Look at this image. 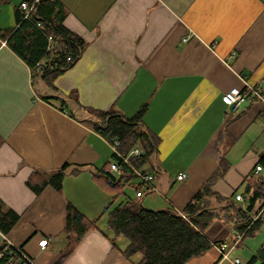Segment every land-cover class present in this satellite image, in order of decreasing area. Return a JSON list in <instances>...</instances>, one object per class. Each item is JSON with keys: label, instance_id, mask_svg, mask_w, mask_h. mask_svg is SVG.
Segmentation results:
<instances>
[{"label": "crops", "instance_id": "crops-1", "mask_svg": "<svg viewBox=\"0 0 264 264\" xmlns=\"http://www.w3.org/2000/svg\"><path fill=\"white\" fill-rule=\"evenodd\" d=\"M22 1L0 0V202L19 216L6 237L35 264H56L66 251L60 264L141 259L125 257L127 240H112L106 229L103 211L124 196L98 177L112 151L81 107L113 108L125 117L145 107L142 126L154 136L158 170L156 190L141 197L149 209L181 212L221 157L228 168L212 186L218 194H241L243 205L245 179L264 182V99L232 109L222 98L247 84L264 93V0H59L62 24L85 47L51 85L33 81L6 44ZM65 164L60 190L47 185L35 193L27 185L33 173ZM179 173L187 177L178 180ZM67 204L96 222L79 241L64 230ZM263 224L237 246L233 227L215 220L205 234L217 244L187 264L246 263L264 240ZM44 237L50 240L40 249ZM220 243H227V257Z\"/></svg>", "mask_w": 264, "mask_h": 264}, {"label": "trees", "instance_id": "trees-1", "mask_svg": "<svg viewBox=\"0 0 264 264\" xmlns=\"http://www.w3.org/2000/svg\"><path fill=\"white\" fill-rule=\"evenodd\" d=\"M26 1L29 3L32 0ZM62 14L59 0H38L29 18L23 19L22 10L17 13V27L6 40V44L29 66L33 81L40 79L51 85L58 74L76 63L85 47V42L62 24ZM37 22L40 26L36 25ZM48 35L63 42L64 46L60 51L48 50ZM68 55H71L69 62L66 60ZM51 62L52 64L56 62V66H49ZM81 108L93 116L88 115L87 120L96 131L109 142L118 140V151L122 155H128L133 148H139V155L129 156V163L135 168L151 172L155 180V174L158 173L154 160L155 139L153 134L142 126L144 106L131 117H125L113 108L107 110ZM112 160L120 159L112 153L106 169L98 177L103 180V186L113 191L115 196L123 195L124 198L103 211L106 229L112 233V240L118 237L127 240V245L122 251L125 257L141 255V259L135 264H187L190 259L203 255L217 244L209 240L205 234L215 220H221L233 227L235 234L233 240H238L237 246H241L244 238L252 236L264 223L262 178L250 176L245 179V188L242 191L245 202L243 205L236 203V193L233 194L234 197H225L212 189L214 182L221 178L228 168L222 157L217 161L211 176L200 184L197 192L181 212L172 207L163 209L145 207L141 197L153 190L143 186L134 177L133 170L128 164H122L118 175L110 173L108 169ZM260 163L264 166V153L260 156ZM67 167L65 164L45 175L33 173L26 183L35 193L47 185L60 190ZM71 171L76 172V169ZM127 187L134 192L135 197L125 193ZM137 192L141 194L137 195ZM18 217L17 213L0 202V233L4 235L8 233ZM95 228V220H88L72 205L67 204L64 230L70 234L67 236L69 240L79 241L89 230ZM236 234H240L241 237L236 239ZM9 250L12 254L4 253L0 264H5L13 256L14 249ZM64 255L56 264L61 263ZM255 263L264 264V240L245 264Z\"/></svg>", "mask_w": 264, "mask_h": 264}, {"label": "built area", "instance_id": "built-area-1", "mask_svg": "<svg viewBox=\"0 0 264 264\" xmlns=\"http://www.w3.org/2000/svg\"><path fill=\"white\" fill-rule=\"evenodd\" d=\"M38 0H32L31 2H27V1H22L20 3V8L23 12V19L25 18H29L31 16V14L34 11L35 5L37 3ZM37 26H40V23L37 22L36 23ZM64 44L61 41L55 40L52 35H48V50L50 52H54V51H60L63 48ZM51 61L53 60V57H51L50 59ZM66 60L69 62L71 61V55H68ZM49 66H56V62H52L49 64ZM252 97H257L261 100L264 99V93H263V89L260 86H253V85H249L247 84L242 90L237 89V88H232L226 92H224V94L222 95V98L224 100V102L230 106L232 109H236L238 108V106L246 101V100H251ZM264 124V123H263ZM107 142H109L107 140ZM110 148L112 153L116 154L119 157V161L117 160H112L110 162L109 165V169L108 171L110 173H115L116 175H118L120 173L122 164H128L129 163V156H136L139 155L140 150L139 148H133L128 155H122L119 151H118V146H119V142L118 140L114 139L113 142H109ZM131 166V165H130ZM133 173H134V177L137 178L139 180V182L145 186L146 188L152 189V190H156L154 184H153V180H154V175L151 172L148 171H144L138 168H135L133 166H131ZM262 169L261 165H257L256 166V171H260ZM187 177V175L185 173H179L177 175V179L178 180H183ZM140 192H137V195H140ZM235 198L237 200H241L242 199V195L241 194H236ZM1 234V237L3 239V241L5 242V245L3 246V248L0 250V259L2 258V256L4 255V253H8L9 255L12 254V251L9 249H14V254L13 256H11L5 264H35L34 261L27 255L25 254L22 249L20 247L15 246L7 237L6 235ZM241 237L240 234H236V239H239ZM50 240V237H44L42 239L39 240V247L40 249H44L46 248L48 241ZM217 249L219 250V252L221 253L222 257H227L228 252L226 251L228 245L227 243H220L217 246ZM229 249V247H228ZM234 264H245L244 262H241L238 258H235L233 260Z\"/></svg>", "mask_w": 264, "mask_h": 264}, {"label": "rangeland", "instance_id": "rangeland-1", "mask_svg": "<svg viewBox=\"0 0 264 264\" xmlns=\"http://www.w3.org/2000/svg\"><path fill=\"white\" fill-rule=\"evenodd\" d=\"M126 191H127V193H129V194H132V193H134L130 188H128L127 187V189H126ZM236 203L238 204V205H242V202H239V201H236ZM263 228H264V224H263V226H262ZM243 250H245L244 248H241V249H239L238 250V253L240 254V255H245L242 251ZM245 257V256H244Z\"/></svg>", "mask_w": 264, "mask_h": 264}, {"label": "water", "instance_id": "water-1", "mask_svg": "<svg viewBox=\"0 0 264 264\" xmlns=\"http://www.w3.org/2000/svg\"><path fill=\"white\" fill-rule=\"evenodd\" d=\"M198 204H199V203H198ZM4 245H5V243H3V244L0 246V248L3 247Z\"/></svg>", "mask_w": 264, "mask_h": 264}]
</instances>
